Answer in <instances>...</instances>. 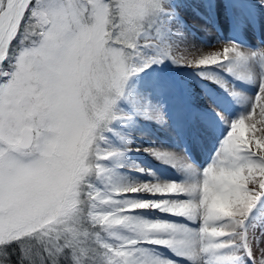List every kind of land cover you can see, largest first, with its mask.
<instances>
[{"label": "snow or ice", "instance_id": "snow-or-ice-1", "mask_svg": "<svg viewBox=\"0 0 264 264\" xmlns=\"http://www.w3.org/2000/svg\"><path fill=\"white\" fill-rule=\"evenodd\" d=\"M175 16L174 0H0V264H264V223L251 218L264 198V46L147 54ZM165 59L255 94L213 80L246 111L222 116L208 165L146 148L190 178L119 183L106 133L127 118L130 77Z\"/></svg>", "mask_w": 264, "mask_h": 264}, {"label": "bare ground", "instance_id": "bare-ground-1", "mask_svg": "<svg viewBox=\"0 0 264 264\" xmlns=\"http://www.w3.org/2000/svg\"><path fill=\"white\" fill-rule=\"evenodd\" d=\"M204 2L209 4L208 8L203 7ZM175 4L178 5L175 20L183 30L181 44L201 49L195 52L197 57L218 51L230 41L253 50L258 45L264 46V0H174ZM201 26H206L210 31H205ZM150 68L165 71L168 81L180 86L185 83L184 77L189 78L183 66L168 61H164L161 67L152 64ZM210 70L215 72L211 80L213 85L203 90L201 95L198 94L192 102L180 101L177 112L163 124L150 118L151 114L162 112L156 88L150 87L148 91L142 92L139 83L133 82L129 86L126 98L119 104L127 118L112 125L113 130L106 133L107 142L102 146L106 151L117 153L104 162L115 181L134 184L190 178L186 173L143 151L146 148L175 153L195 168L203 169L208 165L228 130L222 116L230 121L246 111L213 80L223 81L249 96L255 94L254 86L235 80L219 69ZM257 128H264V125L257 123ZM260 137L261 133L257 131L255 138ZM130 145L131 149H126ZM137 148L141 150L136 151Z\"/></svg>", "mask_w": 264, "mask_h": 264}, {"label": "rangeland", "instance_id": "rangeland-1", "mask_svg": "<svg viewBox=\"0 0 264 264\" xmlns=\"http://www.w3.org/2000/svg\"><path fill=\"white\" fill-rule=\"evenodd\" d=\"M177 9H178V5L175 4V10ZM171 23L173 24L174 27L163 28L158 37L152 38V39H157L159 41L160 47L159 49L146 50L148 54H153L156 51H162L164 48H171L181 45L182 42L180 40V36L177 34V29L180 32H182L183 31L182 26L175 19ZM148 39L150 38L148 37ZM181 48L182 51L180 53H177V55L184 54L183 46H181ZM192 55H195V53L190 54L189 59H191ZM164 61L173 63L169 59H165ZM162 64L163 63L156 64V66L158 65L159 67H161ZM140 66L143 67V64L141 63ZM179 66L181 67L183 65H179ZM183 68L186 69L185 71L187 75H189V78L184 77L185 83H183L182 86H180L179 84L173 81L170 83L168 81L169 78H167L165 75V71L159 68L152 69L148 67L145 68L143 71L138 72L136 75L130 77L127 83L126 91L133 82L139 83L141 85L142 92L148 91L150 87H155L159 93L158 99L160 103L158 102V105L160 106L159 107L160 111H162L163 113L164 121L166 120L170 121L171 120L170 117L172 118L174 114L177 112V107L180 101L185 100L187 102H192L195 98H197V96L202 94L203 90L209 89L213 85L211 80L212 77L215 76L214 71L210 69L187 68L185 66H183ZM201 72L204 73L203 76L200 74ZM201 87H203V89ZM126 149L130 150L131 145L127 146ZM146 199H151V198L146 197ZM251 218L252 220L264 223V198H262L257 208L254 210ZM260 247L264 248V244L260 245ZM254 252L256 253L257 259H259L260 256L259 251L256 248H254Z\"/></svg>", "mask_w": 264, "mask_h": 264}, {"label": "trees", "instance_id": "trees-1", "mask_svg": "<svg viewBox=\"0 0 264 264\" xmlns=\"http://www.w3.org/2000/svg\"><path fill=\"white\" fill-rule=\"evenodd\" d=\"M150 39H152L153 37L152 36H149Z\"/></svg>", "mask_w": 264, "mask_h": 264}]
</instances>
